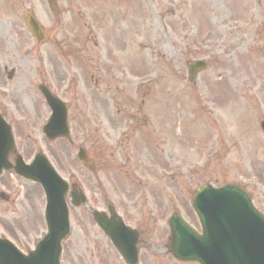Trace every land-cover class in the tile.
<instances>
[{
  "label": "rangeland",
  "instance_id": "rangeland-1",
  "mask_svg": "<svg viewBox=\"0 0 264 264\" xmlns=\"http://www.w3.org/2000/svg\"><path fill=\"white\" fill-rule=\"evenodd\" d=\"M66 1L61 0V14L55 15L44 10L40 0H31L29 7L48 30L49 44L30 40V81L5 83L0 62V87L9 91L8 96H0V109L13 125L20 153L27 160L44 153L61 176L81 186L92 206L102 208L103 198L118 211L147 206L159 220L160 244L166 243L167 218L173 212L199 229L192 198L204 183L244 186L264 213V134L260 129L264 119V26L260 28L264 0H69L72 5ZM0 7L2 22L13 11L16 22L24 25L23 2L0 1ZM112 23L120 36L111 35ZM234 24L241 28L238 34L230 30ZM90 33L97 43L96 61L114 71L95 68L93 81L89 80L93 69L84 68L75 93L64 95L70 101L80 100L81 109L74 107L70 113L72 142L49 143L41 128L50 113L37 91L45 79L36 70L43 60L48 76L57 79L50 63L56 65L68 56L69 46L70 51L84 52H74V58L94 59L92 52L84 51L91 47L86 45ZM187 44L197 49L189 52ZM199 57H206L210 64L190 83L186 63ZM147 79L148 87H140ZM117 82L124 89L118 92L128 103L123 110L126 114L105 111L110 107L108 87L113 89ZM64 83L57 79L48 84L55 91ZM136 108H142L147 125L130 135L134 145L127 148L131 159L126 157V179L121 161L110 155L114 139L132 124L128 114ZM136 141H140L138 146ZM78 144H84L95 159L91 172L76 159ZM44 206L37 185L4 173L0 178V235L32 241L43 232ZM75 214L74 210L72 225ZM25 228L29 236H24ZM70 262L65 260V264ZM160 263L181 264L173 259Z\"/></svg>",
  "mask_w": 264,
  "mask_h": 264
},
{
  "label": "water",
  "instance_id": "water-1",
  "mask_svg": "<svg viewBox=\"0 0 264 264\" xmlns=\"http://www.w3.org/2000/svg\"><path fill=\"white\" fill-rule=\"evenodd\" d=\"M29 25L37 39H40L37 23L29 20ZM202 67L196 66L194 69ZM47 99L49 100L48 95ZM50 102L54 103L53 100ZM50 132L52 131H48L49 135ZM62 135L67 136V130ZM80 159L85 164L88 163L84 152ZM16 171L41 183L48 196L50 234L38 248L34 260L47 254V264H58L60 244L67 236L69 227L65 204L68 187L41 156L32 167L21 165ZM82 201V195L75 196L74 204H81ZM195 210L202 222L204 234L198 236L178 217L175 218L178 225L174 227H177V231L173 228L171 241L172 254L176 258L195 260L201 264H264V217L254 210L244 192L234 187L205 190L196 198ZM98 221L101 222L99 218Z\"/></svg>",
  "mask_w": 264,
  "mask_h": 264
},
{
  "label": "flooded vegetation",
  "instance_id": "flooded-vegetation-1",
  "mask_svg": "<svg viewBox=\"0 0 264 264\" xmlns=\"http://www.w3.org/2000/svg\"><path fill=\"white\" fill-rule=\"evenodd\" d=\"M10 1V0H9ZM24 1L25 3H29L30 0H20ZM26 3V4H27ZM53 3L56 4L55 1ZM2 31V32H1ZM25 29L17 27L14 19L8 20L6 22V26L3 28H0V56L2 57V60L0 62L2 63V73L6 76V72L8 68L12 65L15 68V79L18 78H25L27 75V71L25 69L26 66H28L27 61L17 60L15 57V51L18 50V48L25 47V44H27V37L25 36ZM48 33L45 32V42L47 41ZM17 46H16V45ZM73 52H78L75 50H72ZM2 52V53H1ZM63 62L66 63L68 67H72L75 63H77L76 60H63ZM17 66V68L15 67ZM0 68V73H1ZM117 102L122 105L124 104V97H122L121 93L119 92L118 97L116 98ZM112 107L106 108V113L111 111ZM120 109V108H119ZM121 112V111H120ZM134 120H138L137 117H133ZM126 134L123 133L122 139L118 140L117 147L118 146H124L125 145V138ZM123 148L121 151V155H123ZM125 215L124 217L128 219L127 221L133 223V220H131L130 211H126L123 213ZM135 220V219H134ZM150 222L151 225H150ZM88 224H90V230L88 231L86 228L80 227L82 231L81 237H79V234L77 232L76 237L80 238L79 241L75 244L74 251H72V264H80L81 261H89L93 264H126L121 257H118L116 255V258L112 255L114 253L113 246L111 245L110 240L108 237L96 226V224L93 222L88 221ZM135 229L139 232V249H140V258H139V264H159V262H156L154 259L156 257H159L161 253L164 251V247L160 246L158 243V238L156 237V224L153 223V220L151 221H144L139 220L138 223H133ZM41 225V223H40ZM145 225L146 227H142ZM148 226V227H147ZM37 225L35 224L32 229H35ZM100 232V234L96 231ZM23 230L24 236H29L27 230ZM19 242H21V239H17ZM106 245H105V242ZM107 249V250H106ZM70 251V249H67ZM115 254V253H114ZM65 258L69 259L68 256Z\"/></svg>",
  "mask_w": 264,
  "mask_h": 264
}]
</instances>
